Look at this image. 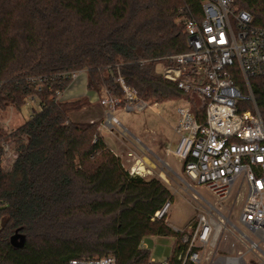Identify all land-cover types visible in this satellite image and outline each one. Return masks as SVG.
<instances>
[{
    "label": "trees",
    "instance_id": "16d2710c",
    "mask_svg": "<svg viewBox=\"0 0 264 264\" xmlns=\"http://www.w3.org/2000/svg\"><path fill=\"white\" fill-rule=\"evenodd\" d=\"M195 0H0V110L36 97L40 109L17 128L10 167L0 159V264H68L113 256L116 264H159L143 247L149 236L175 240L163 219L150 220L171 193L155 177L131 174L99 135V120L78 121L81 99L56 97L70 83L61 72H86V87L108 89L125 104L119 73L147 103L188 97L158 68L187 49L177 10ZM264 26V0H233ZM44 77L40 89L28 79ZM264 124V78L250 77ZM236 84L242 92V77ZM242 109L252 108L248 102ZM193 109V108H192ZM194 110V109H193ZM200 120L203 113L197 112Z\"/></svg>",
    "mask_w": 264,
    "mask_h": 264
},
{
    "label": "built area",
    "instance_id": "2783aa9c",
    "mask_svg": "<svg viewBox=\"0 0 264 264\" xmlns=\"http://www.w3.org/2000/svg\"><path fill=\"white\" fill-rule=\"evenodd\" d=\"M195 1L198 12L192 3L177 10L176 22L185 32L187 49L164 57L160 72L182 92L200 99L196 110L189 101L177 107L173 129L178 139L169 150L185 174L204 185L214 200L201 196L194 218L185 227L172 229L180 235L176 259L180 264H264V124L248 82L250 77L264 78V26L254 24L246 10H237L233 0ZM79 72H61L58 78L72 81ZM239 75L246 92L236 84ZM44 80L36 77L28 82L40 89ZM115 80L127 109L146 106L119 73ZM103 92L101 126L115 134L120 123L112 111L120 99L108 89ZM55 94L58 98L61 93ZM242 102L253 109H242ZM201 111L202 120L197 114ZM6 150V142H0V154ZM138 167L132 165L129 172L137 173ZM234 187L233 203L226 207ZM237 202L238 213L233 215ZM170 205L168 198L150 220H165ZM142 245L146 246L144 241ZM68 264L116 261L104 256L72 259ZM159 264L170 262L165 259Z\"/></svg>",
    "mask_w": 264,
    "mask_h": 264
},
{
    "label": "rangeland",
    "instance_id": "374dc122",
    "mask_svg": "<svg viewBox=\"0 0 264 264\" xmlns=\"http://www.w3.org/2000/svg\"><path fill=\"white\" fill-rule=\"evenodd\" d=\"M160 68L161 66L158 70ZM103 95V90L96 92L87 89L86 72L82 70L74 80H70L67 88L58 98L63 100L81 99L84 103L83 106L78 110L70 111L69 117L82 122L99 120V135L109 146L113 147L115 152L108 148L120 158L126 169L130 170L132 165L135 167L138 165L137 173L133 174L159 178L166 184L171 193V205L164 222L172 229L185 227L198 212V204L202 202L201 196L209 201L214 200L204 185L196 183L185 174L182 164L174 157L168 147L170 142H177L178 139L177 133L173 129V124L177 119V107L189 101L191 108L196 110V106L200 103L199 97L189 95L163 102H144L146 106L143 109L137 107L127 109L125 105H118L112 114L120 125L117 126L118 131L113 136L101 126V123L105 121V113L102 116L103 109L101 110L100 104ZM39 109L40 106L36 97L27 98L19 109L8 106L0 110V126L5 131L13 130ZM151 139H155V144L152 143ZM1 142H6L8 147V151H1V163L4 167H10L12 158L16 155L15 145L9 141L2 140ZM129 148L139 149L143 151V154L139 151L129 150ZM130 151L132 154L129 155L128 152ZM154 152L158 155H155ZM143 155L146 156L145 161L141 159ZM164 160L177 172L176 175L168 169ZM234 192L235 187L224 203L226 207L233 203ZM238 205V202L235 203L233 215L238 213ZM144 242L147 243L145 248L150 251V257H153L156 263L168 259L173 253L175 245L174 238L168 236H149L144 239Z\"/></svg>",
    "mask_w": 264,
    "mask_h": 264
},
{
    "label": "crops",
    "instance_id": "0c3cea01",
    "mask_svg": "<svg viewBox=\"0 0 264 264\" xmlns=\"http://www.w3.org/2000/svg\"><path fill=\"white\" fill-rule=\"evenodd\" d=\"M101 110H102V108H101ZM102 116L104 115V111L102 110ZM102 118V117H101ZM177 120V119H176ZM176 123V121L174 122V124ZM174 124H173V126H174ZM111 135H113V136H115L116 134H111ZM103 141H104V143L107 145V147H109L113 152H115L114 151V149H113V147H111V146H109L107 143H106V141L103 139ZM151 141H152V143H154L155 144V139H151ZM176 143V141L174 142H170L169 144H168V147H169V149L171 148V147H173L174 146V144ZM156 147V146H155ZM129 150H132V151H134V152H136V151H139V152H141L142 154H143V151H141V150H139V149H134V148H129ZM154 154L155 155H158V154H156L155 152H154ZM141 159H142V161H145V159H146V156L145 155H143L142 157H141ZM165 162H166V165H168V169L172 172V173H174L175 175L177 174V172L167 163V161L166 160H164ZM161 176V175H160ZM145 244L147 245V243L145 242ZM153 258V257H152Z\"/></svg>",
    "mask_w": 264,
    "mask_h": 264
},
{
    "label": "bare ground",
    "instance_id": "6f19581e",
    "mask_svg": "<svg viewBox=\"0 0 264 264\" xmlns=\"http://www.w3.org/2000/svg\"><path fill=\"white\" fill-rule=\"evenodd\" d=\"M139 168V167H138Z\"/></svg>",
    "mask_w": 264,
    "mask_h": 264
}]
</instances>
